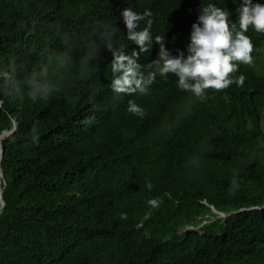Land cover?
<instances>
[{"label": "trees", "instance_id": "trees-1", "mask_svg": "<svg viewBox=\"0 0 264 264\" xmlns=\"http://www.w3.org/2000/svg\"><path fill=\"white\" fill-rule=\"evenodd\" d=\"M167 1L189 17L212 2L236 22L238 0ZM126 3L0 0V70L14 64L22 81L53 52L71 57L46 101L0 87V133L15 128L3 140L0 264H264V38L246 33L254 63L233 74L242 86L201 101L169 74L147 95L117 94L110 51L83 60L104 26L135 48Z\"/></svg>", "mask_w": 264, "mask_h": 264}, {"label": "clouds", "instance_id": "clouds-1", "mask_svg": "<svg viewBox=\"0 0 264 264\" xmlns=\"http://www.w3.org/2000/svg\"><path fill=\"white\" fill-rule=\"evenodd\" d=\"M120 6H125L121 7L120 17L126 38L137 47L126 52L123 45L115 43V32L104 26L92 33L83 60L87 63L102 50L110 51V88L117 94L147 95L157 76L167 78L169 74L176 77L179 89L201 101L208 89L220 91L232 84L242 86L243 74H233L238 65L254 63L253 43L246 33L251 29V33L264 38L261 0H238L233 23L229 20L230 12L212 2L200 3L199 11L192 12L191 17L184 13L186 4L171 5L167 0H127ZM153 45L158 47L156 58L142 66L140 55L152 50ZM70 62L67 51L53 52L22 81L17 80L16 67L10 64L7 71L0 70V87L9 95L21 94L26 89L31 100L46 101L59 90L56 78ZM126 111L140 117L145 114L133 100L128 101ZM120 218L125 219L126 214L121 213Z\"/></svg>", "mask_w": 264, "mask_h": 264}, {"label": "water", "instance_id": "water-1", "mask_svg": "<svg viewBox=\"0 0 264 264\" xmlns=\"http://www.w3.org/2000/svg\"><path fill=\"white\" fill-rule=\"evenodd\" d=\"M15 131V128H8L5 129L3 132L0 133V200L2 203V207L4 205V200H3V192H4V188H5V180H4V171L2 168V160H3V143L2 141L9 136L12 132ZM212 212L214 214H217V217H226V214L224 212L221 211H217L214 207H211ZM1 213V211H0Z\"/></svg>", "mask_w": 264, "mask_h": 264}, {"label": "rangeland", "instance_id": "rangeland-1", "mask_svg": "<svg viewBox=\"0 0 264 264\" xmlns=\"http://www.w3.org/2000/svg\"><path fill=\"white\" fill-rule=\"evenodd\" d=\"M262 124H263V127H264V118H263V123H262ZM208 217H209L210 219H213L214 216L211 214V215H209Z\"/></svg>", "mask_w": 264, "mask_h": 264}, {"label": "bare ground", "instance_id": "bare-ground-1", "mask_svg": "<svg viewBox=\"0 0 264 264\" xmlns=\"http://www.w3.org/2000/svg\"><path fill=\"white\" fill-rule=\"evenodd\" d=\"M189 15V14H188ZM135 47H137L136 45H135ZM1 207H2V203H1V200H0V210H1Z\"/></svg>", "mask_w": 264, "mask_h": 264}]
</instances>
